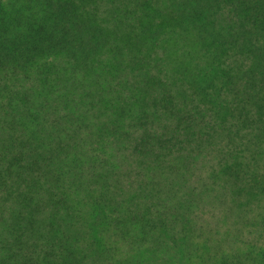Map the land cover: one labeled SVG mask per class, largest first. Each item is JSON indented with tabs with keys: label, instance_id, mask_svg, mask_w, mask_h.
<instances>
[{
	"label": "trees",
	"instance_id": "obj_1",
	"mask_svg": "<svg viewBox=\"0 0 264 264\" xmlns=\"http://www.w3.org/2000/svg\"><path fill=\"white\" fill-rule=\"evenodd\" d=\"M0 264H264V0H0Z\"/></svg>",
	"mask_w": 264,
	"mask_h": 264
}]
</instances>
